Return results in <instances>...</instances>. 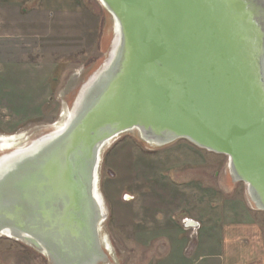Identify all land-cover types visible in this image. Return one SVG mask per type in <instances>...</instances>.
Segmentation results:
<instances>
[{
    "label": "water",
    "instance_id": "1",
    "mask_svg": "<svg viewBox=\"0 0 264 264\" xmlns=\"http://www.w3.org/2000/svg\"><path fill=\"white\" fill-rule=\"evenodd\" d=\"M103 56L62 121L0 146V237L48 264H110L100 170L123 136L226 157V185L264 211V0H96Z\"/></svg>",
    "mask_w": 264,
    "mask_h": 264
},
{
    "label": "rangeland",
    "instance_id": "2",
    "mask_svg": "<svg viewBox=\"0 0 264 264\" xmlns=\"http://www.w3.org/2000/svg\"><path fill=\"white\" fill-rule=\"evenodd\" d=\"M90 1L96 11L87 8L82 30L60 29L50 18L47 34L33 19L24 36L0 37V136L31 137L62 121L83 71L103 56L109 31L102 8ZM225 161L185 140L156 150L130 135L113 143L100 170L110 264H192L191 245L201 235L183 220L197 221L201 230L200 220L211 212L207 205L222 209L225 192L245 199L242 183L226 185ZM0 264L48 262L24 243L1 236Z\"/></svg>",
    "mask_w": 264,
    "mask_h": 264
},
{
    "label": "crops",
    "instance_id": "3",
    "mask_svg": "<svg viewBox=\"0 0 264 264\" xmlns=\"http://www.w3.org/2000/svg\"><path fill=\"white\" fill-rule=\"evenodd\" d=\"M87 8L96 11L90 0H0V37L24 36L33 19L44 31L50 18L60 29L82 30ZM231 193H224L222 209L207 205L211 212L200 220L201 236L191 245L192 264H264V212L251 209L242 196L231 199Z\"/></svg>",
    "mask_w": 264,
    "mask_h": 264
},
{
    "label": "bare ground",
    "instance_id": "4",
    "mask_svg": "<svg viewBox=\"0 0 264 264\" xmlns=\"http://www.w3.org/2000/svg\"><path fill=\"white\" fill-rule=\"evenodd\" d=\"M63 115H64V113H62V116ZM15 140H21V139H20V137H17L14 135H11V136L2 135V136H0V146L10 145L11 142L14 143Z\"/></svg>",
    "mask_w": 264,
    "mask_h": 264
},
{
    "label": "built area",
    "instance_id": "5",
    "mask_svg": "<svg viewBox=\"0 0 264 264\" xmlns=\"http://www.w3.org/2000/svg\"><path fill=\"white\" fill-rule=\"evenodd\" d=\"M182 224L185 225L186 228L190 227V228L193 229V228H195V226L197 227V223L196 222L194 223L193 221L188 220V219H184Z\"/></svg>",
    "mask_w": 264,
    "mask_h": 264
}]
</instances>
